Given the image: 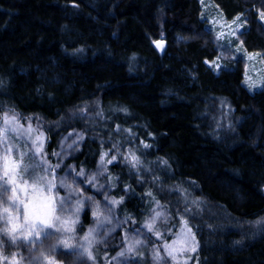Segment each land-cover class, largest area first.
<instances>
[{
	"label": "trees",
	"instance_id": "1",
	"mask_svg": "<svg viewBox=\"0 0 264 264\" xmlns=\"http://www.w3.org/2000/svg\"><path fill=\"white\" fill-rule=\"evenodd\" d=\"M209 1L242 21L241 47L264 61V0ZM201 13L200 0H0V118L12 109L45 122L56 173L86 176L107 153L119 220L138 227L163 206L174 227L191 228L192 264H264V224L249 227L264 218V86L247 88L246 61ZM70 131L79 149L54 166ZM83 201L80 234L91 224ZM91 252L111 264L114 248Z\"/></svg>",
	"mask_w": 264,
	"mask_h": 264
},
{
	"label": "rangeland",
	"instance_id": "2",
	"mask_svg": "<svg viewBox=\"0 0 264 264\" xmlns=\"http://www.w3.org/2000/svg\"><path fill=\"white\" fill-rule=\"evenodd\" d=\"M200 2L202 6L200 16L202 24L213 31L218 40L230 46L237 55L243 57L246 61L244 82L247 88L250 91L261 89L264 86V61L260 59L258 53L246 51L241 47L242 44L237 36L242 29V21L237 19L238 17L233 20H226L211 1L200 0ZM260 19L264 23V17H260ZM208 65L213 67L214 70H218L221 66V60L215 58L213 61L208 62ZM5 114L9 118L15 117L14 123L9 125V128H15L16 131L5 133L3 119ZM45 126L46 123L35 116L22 115L12 109L4 111L0 118V180L3 179L5 157L8 158L10 166L21 165L17 169L21 179L15 185L21 189L18 192L20 198L25 200L30 209L40 208L42 211L47 210L45 207L47 197L51 196L56 201L64 200L63 210L57 202L54 214L60 216L61 221L67 222L62 227H71L73 231L70 233H56L48 238L41 236L39 238L40 242L33 240L31 243L27 241L12 243L9 236L0 233V237H2L0 239V264H13V261L16 264H48V259L53 260L55 264H98L93 254V259H88L86 255L78 257V254L74 253L72 248L65 249L62 244L58 251L52 250L53 245H56L60 240L67 239L69 236L72 237V247L79 244L87 246L83 237L89 232V229H95L91 237L94 242L89 251L94 245L102 250L110 247L114 248L111 264H192L190 259L197 249L196 239L194 242L191 240L192 230L189 232L188 229L191 228L185 223L174 227L172 222L170 223L171 216L169 212L163 206L156 204L147 219L138 227L132 223L119 220L113 211L109 190L103 182L104 165L101 166V163L83 178L75 173L72 168H68L67 175L64 174L67 172L65 168L63 173H56V170L53 172L44 150L47 127ZM37 137L40 139H37ZM79 145L80 136L78 132L70 131L62 135L51 155L54 166L59 165L65 158L76 152ZM7 149H11V152H8ZM38 149L39 151H37ZM54 153L57 155H53ZM36 177H46L48 182L55 179L56 187L53 188L51 193L41 184H36L33 187V180ZM92 177H95V179L91 180ZM84 180H86L85 185L90 180L92 184H95L91 188L92 192H87L86 186L80 189V183ZM23 181H28V184L25 185ZM61 183L67 187H61ZM13 186L9 185V191L3 194L4 200H0V213H2L4 207H9L12 215L15 216L16 210L5 202L7 197L11 195V187ZM69 197L70 200L66 199ZM85 198L89 201L91 224L80 234L77 233V224L73 223V221H76L74 209L78 202L79 207H81V202H84L83 199ZM22 208L23 205H21ZM94 212H97L98 215L94 216ZM157 212L161 215L156 218L152 230L149 231L146 225L152 223V218L156 216ZM256 221H261V223L257 224ZM13 223L23 224V215L21 214L19 219L14 220ZM260 224H264V218L250 222L249 227L254 232V229ZM6 226L10 227V225L0 221V228ZM129 246H133L132 252L126 251ZM193 247H195V251H192ZM121 252H124V255L118 256V253ZM157 254L159 258H157Z\"/></svg>",
	"mask_w": 264,
	"mask_h": 264
},
{
	"label": "snow or ice",
	"instance_id": "3",
	"mask_svg": "<svg viewBox=\"0 0 264 264\" xmlns=\"http://www.w3.org/2000/svg\"><path fill=\"white\" fill-rule=\"evenodd\" d=\"M262 17H264V13H262ZM239 19V18H237ZM235 34V33H233ZM219 38V37H218ZM157 47H162L160 42H156ZM219 67V65H217ZM4 125H5V133L9 131H16L15 128H9V125L14 123L15 117L9 118L7 114L4 116ZM71 135V134H70ZM82 138V137H81ZM37 139H40L37 137ZM6 140V136H5ZM118 147V146H117ZM150 145L144 144V148H149ZM8 152H11V149H7ZM39 151V149L37 150ZM53 155H57L54 153ZM108 155L107 153H104L100 157L101 166L104 165V158ZM132 167H137L141 162L139 159L133 154L130 159L125 158ZM4 170H3V179L0 180V200H4V193H7L9 191V185H14L11 187V195L7 197L6 203H9L11 205V208L16 210V215L13 216L12 212L9 207H4L2 209V213H0V221H3L6 225H10V227L6 226L4 228H0V233H3L10 237V240L12 243H17L18 241H27L31 243L33 240H36V242H40L39 238L43 236L44 238H48L49 236L55 235L56 233H65V232H72L73 229L71 227H62V225L66 224V221H61L60 216L55 215V204L58 202L60 204L61 210H63L64 206V200L56 201L55 198L49 196L46 198L47 204L45 205L46 211H42L40 208H31L27 203H25L24 199H21L18 195V192L21 191V189L17 185V181L21 179L20 173L17 171L21 167V165L16 164L14 166H10L8 163V158H4ZM116 160V157L113 156L112 160L108 161V163H112ZM164 164H167V161H163ZM59 167V165H57ZM27 171V169H25ZM47 171V170H46ZM54 172V170H53ZM79 175L83 176L84 172L81 170ZM95 177H92L91 180H94ZM91 180L89 181L91 183ZM25 185L28 184V181H23ZM36 184L43 185L46 190L51 193L53 188L56 187L55 179L53 181L48 182L46 177H36L33 180V187ZM61 187H67L65 184L61 183ZM70 200L69 198H66ZM113 204L120 203V201H112ZM21 205H23V208L21 209ZM80 211L79 202L77 203L76 208L74 209V213L78 214ZM23 215V224L19 223H13L14 220H18L20 215ZM94 216L98 215L97 212L93 213ZM161 213L157 212L156 216L152 218V223H148L146 227L149 229V231L152 230L153 223L155 222L156 218L159 217ZM77 221H73V223H76ZM257 224L261 223V221H256ZM186 224V222H185ZM54 230V231H53ZM95 231V229H89V232L83 237V240L86 242L87 246L83 244L76 245L75 247L71 246V239L72 237L69 236L67 239L60 240L56 245L52 246L53 251H58L60 245L62 244L65 249L72 248V251L74 253L78 254V257L87 256L88 259H93L91 251L89 249L91 248L93 244V240L91 239L92 233ZM189 232H191V229H188ZM159 235V234H157ZM2 239V237H0ZM192 242L195 241V236L193 235L191 237ZM139 243V242H137ZM127 252L133 251V246H129L126 249ZM192 251H195V247L192 248ZM124 252L118 253V256H123ZM157 258H159L157 254ZM38 259V258H37ZM48 259V258H46ZM13 264H16L15 261H13ZM48 264H55V262L51 259H48Z\"/></svg>",
	"mask_w": 264,
	"mask_h": 264
},
{
	"label": "water",
	"instance_id": "4",
	"mask_svg": "<svg viewBox=\"0 0 264 264\" xmlns=\"http://www.w3.org/2000/svg\"><path fill=\"white\" fill-rule=\"evenodd\" d=\"M156 42H160V43H162L161 40L152 41L153 44H156ZM159 49L161 50V47H159Z\"/></svg>",
	"mask_w": 264,
	"mask_h": 264
}]
</instances>
